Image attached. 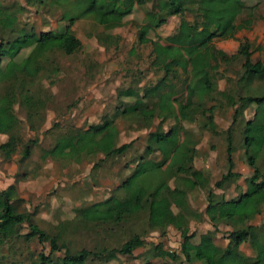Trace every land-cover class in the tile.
Masks as SVG:
<instances>
[{
	"label": "rangeland",
	"instance_id": "1",
	"mask_svg": "<svg viewBox=\"0 0 264 264\" xmlns=\"http://www.w3.org/2000/svg\"><path fill=\"white\" fill-rule=\"evenodd\" d=\"M245 1L257 5L252 9L249 26L239 29L234 38L240 44L236 46L235 43V46H231L221 41L220 45L224 46L227 53H234L242 42L247 41L251 45L252 61L264 62V0ZM59 2L61 4V0ZM21 3L23 4V0H0L1 5L9 7L10 11L14 10L17 14L16 25L8 22L0 28V40L13 38L18 33L16 29L20 28L25 31L33 29L36 33L61 30L66 24V20L62 18L64 8L67 14H76L87 5L86 3L65 6L55 4L53 0H45L44 5L17 11L16 8ZM147 9L157 12L159 10L157 0H146L144 6H134L133 12L125 17L122 25L112 29H104L91 17L77 20L72 28L81 40L80 49L70 55L56 50L49 54L48 60L37 64L34 79L24 80L26 84L31 81V85L27 87L32 94L46 101L45 109L32 118H28L27 108L20 101L22 73L14 69L13 60L6 57L0 59V95L7 96L6 112L8 115L16 114L21 126V140L11 157L6 159L0 152V189L15 183L18 196L23 199L22 202L16 203L19 205L18 210L33 212L36 209L37 213L33 221L49 235L57 231L56 222L69 220L67 221L69 231L61 233L58 245L68 244L72 250L94 249L101 245L119 247L132 234L142 235L145 241L144 246L135 249L128 256L118 254L116 260L106 264L120 262L139 264L144 261H150L153 264L163 262L203 264L195 259H193L194 263L186 261L181 255L177 261L166 255L161 257L162 255L155 253L156 246L161 245L168 251L178 252L180 242L185 235L195 233L192 242H196L202 232L214 228H216L214 238L216 244L232 245L228 232L236 226L225 219V214L231 212L233 208L227 201L243 192L246 189L247 180L254 177L246 161L241 135L245 119L252 116L253 105L248 108L246 104H242L240 111L244 117L240 113L236 117V123L233 125L235 165L233 175L231 174L222 187H215L214 183L227 170L224 160L223 141L226 142L224 131L232 123L233 117L230 118L224 114L227 111L225 107H216V110L223 112L221 118L216 117V126L219 131L217 133L200 129L199 122L186 123L178 120L175 125H172V127L177 126L176 131L179 133L183 125V129L189 133V139L196 138L199 142L198 150L193 157L194 167L204 171L202 180L206 178L209 182L203 186L188 189L183 181V177H186L184 172L188 169L185 168L186 171L179 174L174 181L175 186L187 189L184 198H177L171 193L165 194L163 205L161 203L159 205V202L154 204L150 200L146 202L144 209L137 203H130V207L137 215H124L118 223L111 220L87 223L75 211L110 197L125 198L129 191L126 194L125 189L118 185L132 173L136 162L141 161L140 156H144V160L147 161L144 163L145 166H148L149 161H155L157 158L156 151L150 154L144 152L147 141L143 137L145 133L142 131L143 122L129 114L117 113V109L122 110L125 103L129 104L125 102L127 99L133 101L132 98L122 94L123 91L131 87L142 93L156 85L163 74L161 70L153 72L155 70L153 64L149 68L151 59L147 55L150 45L147 47L146 44L136 43L137 30L144 21V11ZM247 12L248 10L244 12V16H247ZM245 19L247 18L240 17L238 22L242 24ZM178 21L179 16L170 17L165 24L154 32H150L149 36L154 37L158 34V37L163 38L175 29ZM132 48H134L133 54L130 52ZM25 51L27 50L14 60L20 61L26 54ZM242 60L243 57L233 59L226 66H222V72L216 74L217 85L220 84V87H224L228 93L233 91L234 81L240 76ZM157 63L159 64L158 59L156 66ZM168 63L169 60L164 62V64ZM239 84H243L242 94L264 92V81L258 78L250 83L241 81ZM248 84L250 88L245 87ZM183 95L185 96V93ZM216 98L218 102H222L219 95ZM232 111L234 112V109ZM111 118L114 119L113 123L118 131L116 144L132 141L129 149L122 155L104 157L100 152L87 155L86 152H79L76 146L61 155V158L51 156L50 153L57 147L59 137H79L89 127L98 128L103 125L104 120ZM29 124L40 126V129H31ZM169 126L167 125V128ZM158 129H160L159 125L154 122L149 131ZM179 135L181 137L182 133ZM7 138V135L0 134V143ZM25 145L28 147V152H23ZM45 153L49 155L42 157L41 155ZM127 169L130 173H127ZM17 173L19 177H15ZM23 173H25L24 177ZM186 174H190V171ZM152 176V173H148L143 177L146 179L145 184H151L154 181ZM209 192L211 195L208 197ZM171 196L177 199H171ZM252 204L257 214L248 223L264 224V196L254 199ZM126 205L128 203L119 206L110 203L96 209L94 215L98 217L101 212L116 211ZM27 229L28 225L24 223L21 233H25ZM251 244L247 242L242 244L240 250L255 255ZM48 250L49 246L45 240L39 242L34 239L26 242L21 237L11 239L0 247V264H32L39 251L47 253ZM57 255H60V252H57Z\"/></svg>",
	"mask_w": 264,
	"mask_h": 264
},
{
	"label": "trees",
	"instance_id": "2",
	"mask_svg": "<svg viewBox=\"0 0 264 264\" xmlns=\"http://www.w3.org/2000/svg\"><path fill=\"white\" fill-rule=\"evenodd\" d=\"M55 4H63L68 6H78L86 4L81 11L76 14H67L66 8L62 18L66 20V24L62 26L61 30H46L36 33L33 29L25 31V29H16L18 32L13 38L8 40H0V59L3 57L13 60V67L17 72H21L23 76L20 85V101L27 108L28 118L39 114L41 110L46 107V101L39 98L37 95L31 93L25 83V79H34L36 75V67L40 61L48 60L49 54L56 50L62 51L64 54L70 55L78 51L81 47V40L76 36L72 28L73 24L82 18H93L104 29H112L120 27L125 17L133 12L134 6H144L146 0H53ZM159 10L153 12L150 9L144 11V18L142 25L137 30V44H151L153 46V53L160 54L162 52L173 53L180 56V51L174 47H162L157 39L158 34L154 37L149 36L150 32H154L160 26L165 24L172 16H179L178 25L169 34L163 38L168 44L178 45L188 58H191L197 52L203 49V56L205 58V65L209 72L218 68V59L222 57L223 52L217 49L211 42L216 38L227 39L232 38L237 30L248 27L253 14L252 9L256 3L249 4L245 0H157ZM45 0H23V4L19 5L17 11L26 10L28 7L44 5ZM248 10L247 16L244 12ZM190 16V17H188ZM240 17L247 18L244 23H239ZM17 22L16 11L9 10V7L0 4V28L6 23ZM156 37V39H155ZM2 39V38H1ZM24 50L26 54L20 61L14 60ZM131 54L134 48L131 49ZM251 45L249 42H242L238 51L227 57L228 63L238 57H243L241 63V73L237 81L249 82L253 79H260L264 81V62L262 60L252 61L251 59ZM214 61V64L210 62ZM1 62V61H0ZM1 79V68H0ZM163 85L162 91H155L161 101L159 102V110L162 108L165 101L177 91L179 87L176 77L169 69H165L162 77L159 80ZM208 89V98L210 100L216 99L219 92L217 90V83L215 74L201 75L198 72H193L188 88L195 93L200 88ZM125 96H138L131 87L124 91ZM239 96V95H238ZM250 101L254 104L253 113L250 119L246 120L242 126L241 135L243 137L244 152L248 166L253 172V178L247 180L246 189L237 197L227 201L232 204L233 210L225 214V219L231 222L236 228L228 232V238L231 239L232 245L220 246L215 243L216 228L207 230L199 235V241L192 242L195 233L185 235L180 242L179 251L171 252L163 248L161 245L156 246V252L159 255L167 256L173 260H178L180 255L186 261L193 262V259L200 261L203 264H264V224L253 225L248 223L253 220L257 211L252 204L254 199L264 196V92L260 94H249L244 97L239 96L235 103L240 100ZM8 98L5 95H0V134L7 135L6 141L0 143V152L3 157L9 159L15 152L16 146L21 140L20 136V119L16 114L8 115L6 112ZM192 104L190 100L188 103L181 105V109ZM149 103H143L140 108L133 105L124 108L122 111L117 109V113H132L140 111V116L143 119L150 118ZM203 112L206 116V121L203 123V128L211 133L219 132L214 120V106H203ZM238 110H234L232 123L224 131L226 141V153L228 169L226 173L222 174L220 179L215 181V187H221L222 184L230 177L233 167V152L235 146L233 145V125L236 120ZM43 121V119H41ZM114 119H106L103 125L98 128L89 127L83 131L79 137L68 138L59 137L57 147L50 153L54 158H61L68 152L69 149L78 147L79 152H86L87 155L93 152L103 153L104 157L113 154H123L132 144L128 143L116 144V137L118 131L114 126ZM29 128L37 130L40 126L29 124ZM110 132V134H108ZM187 132L185 138L180 146L175 151V156L171 160V168L169 172L178 177L182 174L185 168H192V152L193 145H189ZM164 132L155 131L150 132V138L155 142L163 140ZM31 140V139H30ZM147 151H152V146H147ZM23 152H28L27 145L24 146ZM49 153L42 154L46 157ZM189 163V164H188ZM162 162L149 161L148 166L138 163L134 172L127 177L122 183L127 192L129 182L136 176L154 170ZM174 168V170H173ZM25 176V173L22 175ZM19 177V174H15ZM16 180V178H15ZM145 178H139L132 182L131 191L133 198L119 201L117 198L110 197L102 202H95L87 207H80L75 211L79 213L84 222L109 220L118 223L124 215H137L130 207V203H137L140 208H145L146 202L150 200L154 204H158L160 191L165 186L164 179L161 181H153L151 184H145ZM184 184L188 189L197 187V182L183 177ZM186 181V182H185ZM187 183V184H186ZM156 184V185H155ZM151 187H154L153 189ZM173 194L177 198H184L187 194V189L175 186L172 189ZM209 192L207 196L209 197ZM23 199L18 196V188L15 183L10 184L5 189H0V247L9 242L11 239L18 237L24 238L26 242H31L37 239L39 242L45 240L49 246L47 253L39 251L36 259L32 264H92L94 262L106 264L118 258V254L131 255L135 249L145 245L144 238L139 233H134L119 247L97 246L94 249L80 248L72 250L68 244L58 245V240L61 233H68L69 220L56 222L55 228L57 231L49 235L46 230L39 227L33 220L37 213L35 209L33 212L28 210L20 211L16 203L22 202ZM110 203L115 205H128L116 211L101 212L97 217L94 215L96 209L105 207ZM141 212V210H140ZM138 212V213H140ZM26 223L28 229L25 233H21L22 225ZM239 225V226H238ZM252 243L253 253L250 255L241 251V245L244 243ZM60 252V255H57ZM118 264H125L120 262ZM139 264H153L150 261H144ZM162 264H172L170 262H163Z\"/></svg>",
	"mask_w": 264,
	"mask_h": 264
},
{
	"label": "crops",
	"instance_id": "3",
	"mask_svg": "<svg viewBox=\"0 0 264 264\" xmlns=\"http://www.w3.org/2000/svg\"><path fill=\"white\" fill-rule=\"evenodd\" d=\"M239 31L240 30H237L232 38H227V39L216 38L211 42V44H214L217 49H220L223 52V55H222L223 59L222 58L218 59V68L212 72L211 71L209 72V70L206 68L205 58L203 56V49L201 51L197 52L191 58H188L180 46L168 44V43H166L164 38L159 37L157 39V42L162 47L169 46V47H174V48L178 49L180 51V56H176L173 53H167V52L155 54V53H153V46L151 44H146L147 47H148V45H150V51L147 55L151 59V63L149 64V68H150V65L153 64V65H155V67H153L155 69L153 72L158 71V70L159 71L161 70L162 72H164L165 69H169L170 72L175 75L176 81L179 84V88L169 98V100L164 102V104L160 110H159V102L161 101V99H159V96L155 93V91L158 92V91H162V89H163V85L159 81L156 83V85H153L152 88H149L148 90H146L144 92L142 91V93L139 92L138 90H134V92H136L138 94V96H133V95L126 96L129 98H132L133 101L131 102L129 99H127L125 102H128L129 104L125 103L123 109L128 107V106L130 107V105H133L137 108H140V105L143 103H149L150 104V106H149L150 107L149 108L150 118L149 119H147V120H146V118L143 119V117L140 116V113H139L140 111H137V112L134 111L132 113H129V115L139 118L144 124V128H142V131L145 132V133H143V137L147 141V143L145 144L144 152L146 154H150V153H153L156 151L155 155L157 156V158L155 161H151V162H157V163L162 162V164L160 165V167H158L154 170H148L147 172H144V173L136 176L134 179H132L128 184V189H129L128 194L125 196V198L117 199V200L124 201L126 199L133 198L132 191H131L132 182H134L136 179H139L141 177L143 178L144 176H147L148 173L153 174L152 178H154V181H159V180L161 181L162 179H164L166 182V180L168 179L165 186L160 191L159 205H160V203L163 205V203H164L163 197H165V194L168 195L171 193V195H173L172 189L175 187L174 181L177 178V177H175L177 175L171 174L169 172V169L171 168L170 162H171V160H173L172 158H174V156H175L174 155L175 151L180 146L181 142L184 140L185 133L187 132V134H186L187 137L189 134L188 131L183 129V125H182L180 127V133H182V136L180 137V135H179L180 133L176 131L177 126L172 127V125H175L178 122V120H183V122H186V123L199 122V124H200L199 127H200V129L202 128V130H203L204 129L203 123L206 121V116H205L203 109H202L203 106H206V107L214 106L215 110H216V107H221V108L225 107V109L227 111L224 114L230 118H231V116L233 117V114H234V112L232 111L233 109L238 110V112L242 116L244 115L240 111V107L242 106V104H246V106L248 108H250L253 105V108H254V104L252 102L246 101L244 99L235 103L236 99L239 96L244 97V96L250 94V93L249 94L248 93H245V94L241 93L242 90H244L243 84L242 85L239 84L241 81L240 82H238L237 80L234 81V84H235L234 89L230 93L226 92L224 87H220V84L217 85L218 86L217 90L219 92V96H220L223 103L218 102L217 98L214 100H210L207 97L209 94V91L205 87L198 88L195 91V93L192 92L188 88V85L191 81V77H192L193 72H198L201 75L215 74V80H217L216 74H217V72L218 73L222 72V69H221L222 66L223 65L226 66V64L228 63V61H226L227 57L232 55V54H235L238 51L237 50L234 53H227L224 49V46L222 44L220 45V43H221V41H225L231 46L232 45L235 46V43H236V46H237L240 43L237 40H235L234 38L237 36V32H239ZM216 41H218V42H216ZM165 57H167V58H165ZM200 57L202 58V60ZM157 59L159 61V64L157 63L159 66L158 65L156 66V60ZM167 60H169V63L164 64V62ZM210 62L212 64H214V61L210 60ZM160 78H159V80H160ZM253 80H250L249 83L252 82ZM243 82H244V80H243ZM246 86H247V88H250V84L245 85V87ZM183 93H185V96L183 95ZM122 94H124V91ZM252 95H255V94H252ZM179 97H181V98L179 99ZM190 100L192 101V104H189L188 106L184 107V109H181V105L188 103ZM228 108H229V110H231V112H228L229 111ZM215 110H214V120L216 122V117L221 118L223 112H221L219 110H216V111ZM120 114H122V113H120ZM124 114H126V113H124ZM199 118H201V120H198ZM250 118H246V119L244 118V119L246 121ZM154 122H156L159 125L160 129H158L157 131L165 133L164 139L157 142V143H155L150 138V132H155V130L149 131V128L153 126ZM167 125H170V126L167 128ZM108 134H110V132ZM187 139L189 141V145H194V143H195L194 140L197 141L196 138H193V140H192V139H189V137H188ZM242 141H244L243 137H242ZM232 142H233V145H235L234 139L232 140ZM151 143H155L156 145H154V144L152 145ZM148 145L152 146L151 152L147 151ZM243 145H244V143H243ZM198 146H199V142L197 144L195 143V145L193 146L194 150H193L192 155H191V157H192L191 164H193V165H192V168L187 169V171H190V174H186V172H187L186 170H185L186 172H184L186 177L197 182V187L203 186L206 182H209L208 179L206 181V178L202 180L204 171H202L200 168L194 167L195 164H194L193 157H194V153L197 152V150H198ZM223 146L225 148V158H224L225 166L228 169L226 142L224 143V141H223ZM234 154H236L235 151L232 154L233 158H234ZM113 155H116V154H113ZM119 155H122V154H119ZM140 157H141V161H138V163L142 162V165H143L145 162H147L144 160V156H140ZM138 163L136 162V165L134 166V170H135ZM233 163L234 164L232 167V171H233V168L235 165L234 159H233ZM134 170L132 172H134ZM232 171H231V174L233 173ZM127 173H130V172H128V169H127ZM231 174H230V176H231ZM129 176H127V177H129ZM227 181H225V182H227ZM121 183L118 185V187H120ZM218 188H220V187H218ZM96 193L101 194V192H96ZM171 199H177V198L175 196H171ZM232 210H233V208H232ZM202 233H204V232H202ZM197 241H199V239Z\"/></svg>",
	"mask_w": 264,
	"mask_h": 264
}]
</instances>
